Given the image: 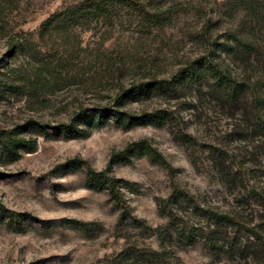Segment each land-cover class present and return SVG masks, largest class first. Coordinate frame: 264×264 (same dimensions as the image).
I'll use <instances>...</instances> for the list:
<instances>
[{"label": "rangeland", "instance_id": "rangeland-1", "mask_svg": "<svg viewBox=\"0 0 264 264\" xmlns=\"http://www.w3.org/2000/svg\"><path fill=\"white\" fill-rule=\"evenodd\" d=\"M75 1L0 0V264H264L262 55L231 63L221 45L264 23L230 0H171L162 29L124 11L111 26L41 35L40 23ZM209 50L261 82L260 119L179 85L127 99L121 109L152 113L130 127L109 117L79 134L53 128L79 106L112 105L118 85L169 77ZM30 119L48 133L20 126ZM11 129L34 150L9 153ZM87 166L118 179L120 200L88 180ZM233 168L240 177L226 181Z\"/></svg>", "mask_w": 264, "mask_h": 264}, {"label": "trees", "instance_id": "trees-1", "mask_svg": "<svg viewBox=\"0 0 264 264\" xmlns=\"http://www.w3.org/2000/svg\"><path fill=\"white\" fill-rule=\"evenodd\" d=\"M230 1H232L231 7L233 9L240 7L249 13L255 24L264 23L259 9L261 2L256 0ZM177 7L173 5L171 0H76L50 14L40 23L39 28L41 35H44V32H48L57 26H61L65 30L78 27L90 28L101 24L111 26L116 20H120L122 12L126 11V14L133 13L136 15L141 25H152L162 29L163 25L174 17ZM209 22L207 23L208 25H210ZM258 28L260 29L258 30ZM258 28H250L248 37L240 36V33H233L229 38L230 44H221L231 63H237L239 59L246 55L259 54L258 56L262 55L260 64L264 67V39H261L262 42L257 40L258 36L259 38L263 37L264 24ZM9 45L11 48L13 42H10ZM212 45L217 46L218 44L212 41ZM206 53V55L203 54L187 60L185 64L176 68L169 77L163 78L151 75L145 80H135L126 86L120 84L114 94L112 105H95L89 108L79 106L70 112L67 121L59 122L53 128L65 134H79L83 127L100 126L106 123L109 117L123 127H130L134 123L149 119L152 113L142 110L136 114L133 111L121 109L127 99L141 97L157 90L171 91L174 86L179 85L188 88L190 91L195 88L193 90H197L200 93H211L212 100L215 102L243 105L244 109L242 111L245 109L249 110L247 112L252 119H260L261 110L259 105L261 100L259 90L261 82L259 80L249 82V79L233 74L229 69L222 67L218 62L210 58V50ZM194 82L195 85H193ZM203 89H209V92H206V90L202 91ZM246 110L244 113L247 116ZM20 126L24 129L28 126H35L39 131L48 133L46 130L48 126L45 123L31 119ZM255 126L264 133V124L258 123ZM238 127L239 123L233 125L234 133L239 136L243 135L242 128ZM3 146L9 153L13 154H17V150L20 148L33 151L35 147L31 140L22 135L20 136L16 129L6 132ZM86 169L87 178L94 186H98V183L103 182L106 184L111 197L117 201L120 200L119 191L116 189L117 178L103 174V172L97 173L89 166ZM240 170V168L227 170L226 181L232 182L239 178ZM261 173L264 176V166ZM76 223L84 224L78 221ZM258 231L264 232V227L260 228L259 226ZM260 235L258 232L252 231V236L256 240L260 239ZM261 248L263 247H260L259 251H261ZM241 250L243 249L241 248ZM253 251L256 253L258 250L254 249Z\"/></svg>", "mask_w": 264, "mask_h": 264}]
</instances>
